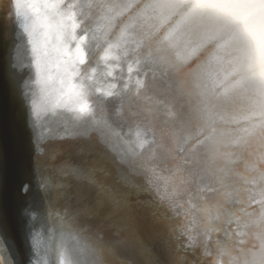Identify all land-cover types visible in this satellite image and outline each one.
Wrapping results in <instances>:
<instances>
[{
  "label": "snow or ice",
  "instance_id": "6c2138e0",
  "mask_svg": "<svg viewBox=\"0 0 264 264\" xmlns=\"http://www.w3.org/2000/svg\"><path fill=\"white\" fill-rule=\"evenodd\" d=\"M5 99L0 264H264V0H0Z\"/></svg>",
  "mask_w": 264,
  "mask_h": 264
},
{
  "label": "water",
  "instance_id": "95a60500",
  "mask_svg": "<svg viewBox=\"0 0 264 264\" xmlns=\"http://www.w3.org/2000/svg\"><path fill=\"white\" fill-rule=\"evenodd\" d=\"M0 119L3 120L7 141L10 149V172H9V199L14 207V198L18 190L19 182L24 178L29 165L28 143L29 130L24 124L23 111L19 104L12 99H5L0 110ZM53 133L62 131L58 122L50 124ZM17 199V198H16ZM18 208L20 201L17 199Z\"/></svg>",
  "mask_w": 264,
  "mask_h": 264
},
{
  "label": "bare ground",
  "instance_id": "6f19581e",
  "mask_svg": "<svg viewBox=\"0 0 264 264\" xmlns=\"http://www.w3.org/2000/svg\"><path fill=\"white\" fill-rule=\"evenodd\" d=\"M66 116L67 115H70V114H65ZM55 124H56V121H53ZM52 122V123H53ZM238 170L240 171L241 174H246V170L243 168V166H238ZM14 208L17 210L18 208V202H17V199H16V195H15V198H14Z\"/></svg>",
  "mask_w": 264,
  "mask_h": 264
}]
</instances>
